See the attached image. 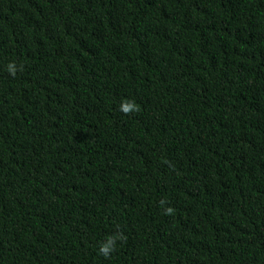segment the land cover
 <instances>
[{"label":"trees","instance_id":"obj_1","mask_svg":"<svg viewBox=\"0 0 264 264\" xmlns=\"http://www.w3.org/2000/svg\"><path fill=\"white\" fill-rule=\"evenodd\" d=\"M0 264H264V0H0Z\"/></svg>","mask_w":264,"mask_h":264},{"label":"clouds","instance_id":"obj_2","mask_svg":"<svg viewBox=\"0 0 264 264\" xmlns=\"http://www.w3.org/2000/svg\"><path fill=\"white\" fill-rule=\"evenodd\" d=\"M123 110H124L126 113L128 112V108H124ZM106 251H107V250H105V254H106Z\"/></svg>","mask_w":264,"mask_h":264}]
</instances>
